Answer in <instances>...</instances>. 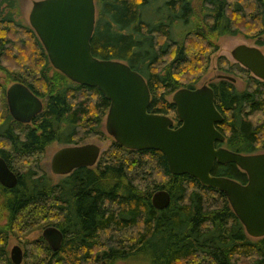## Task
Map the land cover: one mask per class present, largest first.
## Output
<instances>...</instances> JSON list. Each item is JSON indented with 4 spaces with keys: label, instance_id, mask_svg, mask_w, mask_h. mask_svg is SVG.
Returning <instances> with one entry per match:
<instances>
[{
    "label": "trees",
    "instance_id": "trees-1",
    "mask_svg": "<svg viewBox=\"0 0 264 264\" xmlns=\"http://www.w3.org/2000/svg\"><path fill=\"white\" fill-rule=\"evenodd\" d=\"M94 1L92 54L125 62L144 77L150 113L175 111L166 96L195 89L181 76L205 62L202 51L219 37L236 35L234 23L254 26V43L264 48V0H200L198 9L192 0ZM16 6V0H0V157L17 177L12 188L0 185V264H13L4 244L9 231L51 217L63 241L53 252L42 237L36 240L38 264H264V236L246 234L222 192L187 174H171L160 151H133L112 139L94 166L56 183L36 164L21 169L22 161L43 154L52 142L78 145L82 137L103 136L110 103L97 88L52 67L33 29L16 19ZM149 10L155 11L153 21L144 18ZM197 44L200 54H191ZM243 71L249 89L239 91L225 78L208 85L223 117L216 125L225 137L222 145L254 154L263 147L264 122L249 116L260 112L264 118V81ZM13 83L43 103L29 123L9 114L6 89ZM211 174L248 181L234 163H215ZM159 190L170 195L163 210L151 203Z\"/></svg>",
    "mask_w": 264,
    "mask_h": 264
},
{
    "label": "water",
    "instance_id": "water-1",
    "mask_svg": "<svg viewBox=\"0 0 264 264\" xmlns=\"http://www.w3.org/2000/svg\"><path fill=\"white\" fill-rule=\"evenodd\" d=\"M96 19L94 0H37L28 16L30 27L42 44L52 67L72 82L97 88L109 101L105 116L106 133L121 147L133 151H160L173 175L187 174L201 185L222 192L246 234L264 236V153L241 154L223 147L224 136L216 129L223 120L216 109L214 92L208 85L179 89L172 95L175 114L181 123L149 112L150 92L144 77L120 60L93 56L91 39ZM233 60L250 74L264 81V53L258 46L241 44L231 51ZM230 81L228 76H220ZM10 116L19 123H29L43 109V103L25 85L13 83L6 89ZM101 150L95 144L66 145L51 157L50 170L64 176L82 167L94 166ZM234 163L246 173L242 184L234 179L211 174L214 164ZM16 175L0 157V185L12 188ZM151 203L165 209L170 195L159 190ZM42 238L51 251L60 249L63 234L54 227L43 229ZM13 264L22 261L21 250L10 252Z\"/></svg>",
    "mask_w": 264,
    "mask_h": 264
},
{
    "label": "rangeland",
    "instance_id": "rangeland-1",
    "mask_svg": "<svg viewBox=\"0 0 264 264\" xmlns=\"http://www.w3.org/2000/svg\"><path fill=\"white\" fill-rule=\"evenodd\" d=\"M33 1L37 0H16V9L15 13L17 14V20H19L24 25H29L28 16L32 7ZM236 2V0H230ZM238 1V0H237ZM195 9H198L200 5V0H192ZM155 8V6H154ZM155 11L146 12L144 18L146 21H153L155 19ZM236 22V19L234 20ZM239 30L236 35H225L221 36L217 39V41L213 42L212 47H208L202 51V55L204 56L205 62L202 65L198 66L191 72L189 75L181 76L180 82L182 83H192L194 88H199L204 85H208L210 82L219 79L220 76H228L234 79L233 84L235 88L239 91H243L249 89L247 87V74L243 71L241 65L236 63L232 56L231 51L238 45L245 44L248 46H257L254 42L255 37V27L252 25H240V23H234ZM30 26V25H29ZM199 44L195 46L194 49H191V54H200ZM262 51L263 47H259ZM232 67V68H231ZM252 76V75H251ZM9 84L7 88L10 86ZM172 94L166 96L168 100H171ZM3 101H0V117L3 112ZM168 116L174 117L173 113H169ZM249 118L253 122H264V118L262 113H253L249 116ZM103 136H94L88 135L86 137H82V140L78 143V145L83 144H95L97 145L101 153L106 150L111 142L113 141L111 136H109L105 129L103 128ZM263 139V138H261ZM264 142L260 141L259 145H262L258 152L256 153H264ZM63 144H59L57 142L50 143L43 154L39 155L36 158L22 161L21 169L28 166L38 167L39 173L44 172L49 176L53 183H56L62 176L54 175L50 170V160L52 155L62 148ZM158 181L163 182L162 177L158 176ZM53 218L45 219L41 222H35L34 220L29 222V225L25 226L23 229H15L14 231H9L5 239V247L8 253V257L10 258V252L14 246H18L21 250L22 261L20 264H38L41 260L39 259L42 256L41 249H37L34 245L35 241L41 238L42 231L45 227L53 225ZM117 264H125L118 262ZM126 264H134V262H127Z\"/></svg>",
    "mask_w": 264,
    "mask_h": 264
},
{
    "label": "flooded vegetation",
    "instance_id": "flooded-vegetation-1",
    "mask_svg": "<svg viewBox=\"0 0 264 264\" xmlns=\"http://www.w3.org/2000/svg\"><path fill=\"white\" fill-rule=\"evenodd\" d=\"M219 79H221L220 77H219ZM209 86V85H208ZM211 87V86H210ZM172 99V98H171ZM172 101V100H171ZM216 107V106H215ZM217 109V108H216ZM163 115V114H162ZM166 116H168V114L166 115ZM173 116L174 117H170V116H168V117H170L172 120H173V123H174V128H176V127H178L181 123L178 121V119H177V117H176V114H175V111L173 112ZM179 123V124H178ZM219 124V123H218ZM217 125V124H216ZM217 129V128H216ZM218 130V129H217ZM219 131V130H218ZM220 132V131H219ZM221 133V132H220ZM222 134V133H221ZM223 135V134H222ZM224 136V135H223ZM224 142H225V137H224V141L223 142H216V144H215V146L216 147H223V148H225L222 144H224ZM66 146V145H65ZM227 149V148H226ZM100 155H101V153H100ZM100 157V156H99Z\"/></svg>",
    "mask_w": 264,
    "mask_h": 264
}]
</instances>
